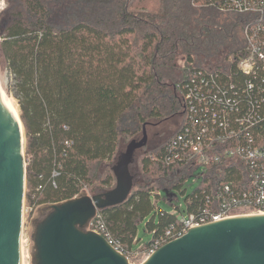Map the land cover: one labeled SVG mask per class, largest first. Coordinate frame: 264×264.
Returning a JSON list of instances; mask_svg holds the SVG:
<instances>
[{
    "label": "trees",
    "instance_id": "1",
    "mask_svg": "<svg viewBox=\"0 0 264 264\" xmlns=\"http://www.w3.org/2000/svg\"><path fill=\"white\" fill-rule=\"evenodd\" d=\"M6 1L0 65L12 75L8 95L18 101L27 138L26 203L32 210L87 190L96 194L97 186L113 189L122 139L184 110L183 83L194 67L179 66L178 57L193 61L212 37L232 39L246 23L245 17L221 14L210 0H68L81 8L62 26L51 18L50 5L58 0ZM166 144L143 155V180L127 201L100 211L128 252L140 243L139 225L155 210L154 194L184 193L188 166L156 159ZM201 197L199 189L184 198L187 212ZM175 223V215L158 208L146 228L156 239ZM37 260L34 250L32 264Z\"/></svg>",
    "mask_w": 264,
    "mask_h": 264
},
{
    "label": "built area",
    "instance_id": "2",
    "mask_svg": "<svg viewBox=\"0 0 264 264\" xmlns=\"http://www.w3.org/2000/svg\"><path fill=\"white\" fill-rule=\"evenodd\" d=\"M210 4L224 15L246 18L243 47L222 67L189 70L183 83L184 122L156 158L168 166H188V179L200 172L201 183L193 193L200 189L202 197L189 212L186 206L167 201L176 223L149 247H139L140 253L126 251L114 239L100 211L86 228L129 263L139 261L140 255L147 259L196 227L264 214V0H210ZM208 175L211 179L205 183ZM164 192L154 195L176 197L171 190ZM187 192L184 186L182 195ZM24 242L21 233V264L26 258ZM28 258L31 261L32 254Z\"/></svg>",
    "mask_w": 264,
    "mask_h": 264
},
{
    "label": "water",
    "instance_id": "3",
    "mask_svg": "<svg viewBox=\"0 0 264 264\" xmlns=\"http://www.w3.org/2000/svg\"><path fill=\"white\" fill-rule=\"evenodd\" d=\"M148 136L126 146L112 167L116 186L52 206L35 226L37 264H264V214L242 215L191 229L144 261L129 263L106 240L86 228L97 211L123 204L134 188L130 171L134 155ZM20 131L0 97V264H21L20 239L26 195L27 165Z\"/></svg>",
    "mask_w": 264,
    "mask_h": 264
},
{
    "label": "rangeland",
    "instance_id": "4",
    "mask_svg": "<svg viewBox=\"0 0 264 264\" xmlns=\"http://www.w3.org/2000/svg\"><path fill=\"white\" fill-rule=\"evenodd\" d=\"M8 4L6 0H0V13L3 12L7 8ZM51 8V18L52 21L55 24L65 26L67 25L70 21H73L76 14L74 15V12H79L81 8L80 3L76 2H70L68 0H58L50 5ZM222 14V13H221ZM227 16V15H225ZM8 20L7 16H4L2 18V21L0 22V25L6 24ZM211 45L203 52H196L192 54V59L193 61L187 60L186 57L183 55H180L178 57V64L179 66H182L183 68L185 67H203L207 69H215L218 67H222L225 64L229 62V57L231 54L236 50H240L243 47V36L240 31L238 35H236L232 39H226L222 37L217 36V38L211 39ZM13 78L11 73L8 71L6 67L3 65H0V88L2 90L3 95L8 98V99H13L15 100L16 106L19 110L20 114V109H19V104L14 97L8 95V92H12L13 94ZM181 117L180 114L176 117H174V121L170 119L173 123L169 121H164V120H153L149 123V125L146 126V133L148 136V143L146 147L143 149L137 151L134 155L133 158V163L130 165V171L134 177V188H135V183L140 182L143 180L142 178V173L140 172V165L139 162L141 158L143 157L144 154L147 152H155L157 148L171 140L175 134L179 131V129L182 126V123L184 122L183 118ZM182 120V121H181ZM167 129L170 131L164 132L167 134H162V130ZM159 134L163 135L161 139H159ZM142 138V132L138 133L134 137H130L128 139H122L121 144H120V152L121 154L125 152L127 144H129L130 141L133 139H138L140 140ZM24 155L26 159V165L28 164V157L26 155V148H27V138L25 134V139H24ZM151 154V153H149ZM119 161V160H118ZM104 166V165H103ZM199 173H196L194 177H190L188 181L185 183V189L188 190L186 195L179 194L177 192L171 193L172 195L176 196L175 198L173 196H170V193H168V197H166V194H163L161 198L153 196L152 201L154 204V212H152L144 222H142L139 225L138 228V237L140 238V243L137 245L136 249L133 251L135 253H138L139 247L141 246H146L148 245L152 239H153V234L149 232L146 228V224L153 218L155 215V211L158 208H161L167 212H172L173 211V206H171L168 202L172 201L176 204H182L183 209H185V200L186 196L190 195L193 193L195 189H197L201 183L200 179H197L199 177ZM96 185H99L98 182H96ZM116 186V184H115ZM133 188V190H134ZM96 194L97 195L103 191L101 190L100 186L96 187ZM26 192H27V183H26ZM162 193H165L162 191ZM85 194H90V192L87 190ZM165 196V198H164ZM166 200V201H165ZM168 201V202H167ZM52 209V206L46 205L42 206L39 208L31 209L27 206L26 203V195H25V201H24V210H23V227H22V233L24 235V255H25V264H32V260L28 258V255L32 254L34 252V242H33V234L35 231V226L36 223H38L39 220H42ZM29 249V250H28ZM140 253V252H139ZM138 255V254H137ZM139 261L144 260V258L140 255L138 257Z\"/></svg>",
    "mask_w": 264,
    "mask_h": 264
},
{
    "label": "bare ground",
    "instance_id": "5",
    "mask_svg": "<svg viewBox=\"0 0 264 264\" xmlns=\"http://www.w3.org/2000/svg\"><path fill=\"white\" fill-rule=\"evenodd\" d=\"M0 97L1 99L5 102V104L7 105V107L9 108V111L11 113V116H12V119L15 123V127L20 131V135H21V153L22 155H24V139H25V129H24V125L21 121V118H20V114H19V110L16 106V103H15V100L13 99H8L6 98L3 93H2V90L0 88ZM250 215H253V214H250Z\"/></svg>",
    "mask_w": 264,
    "mask_h": 264
},
{
    "label": "flooded vegetation",
    "instance_id": "6",
    "mask_svg": "<svg viewBox=\"0 0 264 264\" xmlns=\"http://www.w3.org/2000/svg\"><path fill=\"white\" fill-rule=\"evenodd\" d=\"M179 114H180V116H181V117H179V118H183V116H184V110H183L181 113L174 114V115H170L169 117L164 118L163 120H164V121H169V122L173 123V122H172V121H174L173 118L176 117V116H178ZM171 118H172V119H171ZM170 119H171L172 121H170ZM181 121H182V120H181ZM182 124H183V123H182ZM167 131L169 132L170 129H169V130H167V129H163V130H162V134H163L164 132H167ZM164 134H167V133H164ZM162 136H163V135H160V134H159V137H158V138L161 139ZM99 194H100V193H99ZM46 217H47V216H45L43 220H45ZM43 220H39L38 223H39V222H42ZM38 223H36V224H38ZM33 253H34V252H32V259H33Z\"/></svg>",
    "mask_w": 264,
    "mask_h": 264
}]
</instances>
